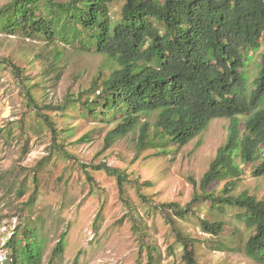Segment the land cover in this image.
Masks as SVG:
<instances>
[{
  "label": "trees",
  "instance_id": "obj_1",
  "mask_svg": "<svg viewBox=\"0 0 264 264\" xmlns=\"http://www.w3.org/2000/svg\"><path fill=\"white\" fill-rule=\"evenodd\" d=\"M117 4L119 11L113 18L112 8ZM0 33L52 47L45 59L50 70L45 74L62 70L61 47L104 58L89 85L56 106L40 105L33 94L38 84L24 78V70L10 59L0 58V66L15 74L25 90L31 127L49 134L50 155L73 158L60 141L68 130L58 128L49 112H59L63 119L72 112L90 122L114 125L105 138V149L137 131V155L147 149L157 150V155L171 154L169 149L186 146L212 120L228 119L225 143L201 178L202 194L195 195L186 208L163 204L154 210L167 208L179 220L197 217L198 228L213 237L226 231V221L198 216L201 206L196 205L207 203V216L232 211L251 232L242 247L245 257L264 264V201L248 193L231 194L247 170L254 177H264V0H7L0 4ZM251 63L255 76L249 89ZM151 115H155L152 128ZM241 118L245 120L241 122ZM43 164L39 161L33 169L35 188L20 208L22 213L36 204L37 171ZM93 170L114 177L125 202L129 200L128 186L138 189L140 199L147 201L126 171L105 163ZM86 176L93 181L88 173ZM218 182H226L223 191L208 192ZM17 218V225L2 242L7 255L4 264H61L67 235L57 239L45 258L47 240L39 219L32 221L33 215ZM163 219L181 248L183 263L200 264L195 241L172 218ZM102 221L98 213L94 235ZM236 232L227 236L232 238ZM144 246L146 264H153L157 248L149 243Z\"/></svg>",
  "mask_w": 264,
  "mask_h": 264
},
{
  "label": "rangeland",
  "instance_id": "obj_2",
  "mask_svg": "<svg viewBox=\"0 0 264 264\" xmlns=\"http://www.w3.org/2000/svg\"><path fill=\"white\" fill-rule=\"evenodd\" d=\"M6 1L0 0V4ZM118 11L117 4L112 8L113 18H117ZM51 49L40 41L0 33V58L10 59L24 70V78L38 84L33 94L40 105L56 106L68 95L87 87L104 58L61 47L62 70L45 74L50 70L45 59L50 56ZM254 71V64H249V89ZM68 113L71 116L64 119L59 112L48 114L58 128L68 130L62 135L65 139L60 141L73 157L71 160L64 155H50L49 134L31 127L33 119L29 120V116L32 114L19 78L0 66V246L17 225L19 215L24 218L33 215L32 221L39 219L38 226L44 229L45 258L57 239L62 234L67 235L61 264H73L75 259L78 264H146L145 243L156 247L159 253L153 264H184L181 248L175 244L163 219L168 217L185 236L195 241V257L200 264H255L242 250L251 232L237 221L232 211L207 216V203L196 205L201 206L198 216L226 221V231L213 237L198 228L197 217L179 220L167 208L154 210L155 206L163 204L186 208L193 204L195 195L202 194L201 178L218 148L225 143L228 119L212 120L207 130L186 146L169 149L171 154L157 155V150L147 149L137 155V131L115 140L105 149V138L114 125L90 122L77 113ZM148 120L152 128L155 115ZM240 120L243 122L245 118ZM39 161H43L44 166L37 171L38 198L33 209L22 213L20 208L35 188L32 175ZM101 163L126 171L130 179L138 182L139 192L147 201L140 199L138 189L128 186L129 200L125 202L118 194L114 177L93 170ZM86 173L93 181L87 179ZM225 184L213 183L208 192L219 194ZM242 193L264 201V177H254L247 170L231 191L235 196ZM98 213L102 214L103 221L94 235ZM234 230L237 231L235 235L228 237ZM220 242L225 247L221 248Z\"/></svg>",
  "mask_w": 264,
  "mask_h": 264
},
{
  "label": "built area",
  "instance_id": "obj_3",
  "mask_svg": "<svg viewBox=\"0 0 264 264\" xmlns=\"http://www.w3.org/2000/svg\"><path fill=\"white\" fill-rule=\"evenodd\" d=\"M3 246H4V244L2 243L0 246V264H4L7 261L6 250L4 249ZM100 264H104V263H100Z\"/></svg>",
  "mask_w": 264,
  "mask_h": 264
}]
</instances>
